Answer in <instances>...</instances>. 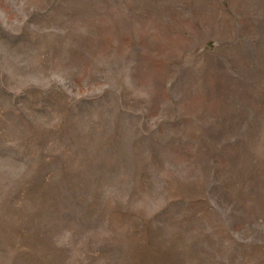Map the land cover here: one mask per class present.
Here are the masks:
<instances>
[{"label": "rangeland", "instance_id": "rangeland-1", "mask_svg": "<svg viewBox=\"0 0 264 264\" xmlns=\"http://www.w3.org/2000/svg\"><path fill=\"white\" fill-rule=\"evenodd\" d=\"M0 264H264V0H0Z\"/></svg>", "mask_w": 264, "mask_h": 264}]
</instances>
